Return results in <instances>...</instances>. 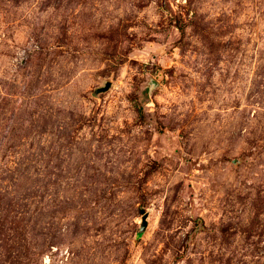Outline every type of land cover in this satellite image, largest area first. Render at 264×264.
<instances>
[{
    "label": "rangeland",
    "instance_id": "1",
    "mask_svg": "<svg viewBox=\"0 0 264 264\" xmlns=\"http://www.w3.org/2000/svg\"><path fill=\"white\" fill-rule=\"evenodd\" d=\"M0 264H264V0H0Z\"/></svg>",
    "mask_w": 264,
    "mask_h": 264
},
{
    "label": "water",
    "instance_id": "2",
    "mask_svg": "<svg viewBox=\"0 0 264 264\" xmlns=\"http://www.w3.org/2000/svg\"><path fill=\"white\" fill-rule=\"evenodd\" d=\"M146 226L145 218L142 219V227Z\"/></svg>",
    "mask_w": 264,
    "mask_h": 264
}]
</instances>
